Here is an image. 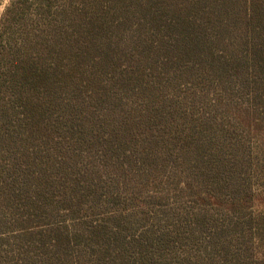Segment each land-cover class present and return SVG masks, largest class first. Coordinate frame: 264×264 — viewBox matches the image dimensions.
<instances>
[{
    "label": "trees",
    "instance_id": "16d2710c",
    "mask_svg": "<svg viewBox=\"0 0 264 264\" xmlns=\"http://www.w3.org/2000/svg\"><path fill=\"white\" fill-rule=\"evenodd\" d=\"M264 0H16L0 22V264H264Z\"/></svg>",
    "mask_w": 264,
    "mask_h": 264
},
{
    "label": "rangeland",
    "instance_id": "374dc122",
    "mask_svg": "<svg viewBox=\"0 0 264 264\" xmlns=\"http://www.w3.org/2000/svg\"><path fill=\"white\" fill-rule=\"evenodd\" d=\"M16 0H0V22L4 16L6 9ZM264 159V128L261 130L254 129V159ZM254 186L259 199L256 200L254 206V214H258L264 210V170L263 173L254 172ZM260 253L264 254V242L259 245Z\"/></svg>",
    "mask_w": 264,
    "mask_h": 264
}]
</instances>
